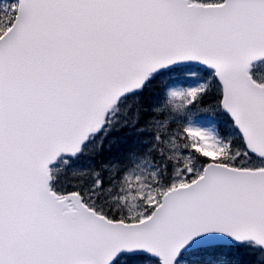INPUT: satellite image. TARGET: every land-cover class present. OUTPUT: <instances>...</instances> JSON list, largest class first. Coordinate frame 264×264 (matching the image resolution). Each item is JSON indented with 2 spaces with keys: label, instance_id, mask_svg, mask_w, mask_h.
<instances>
[{
  "label": "snow or ice",
  "instance_id": "snow-or-ice-1",
  "mask_svg": "<svg viewBox=\"0 0 264 264\" xmlns=\"http://www.w3.org/2000/svg\"><path fill=\"white\" fill-rule=\"evenodd\" d=\"M242 260L264 0H0V264Z\"/></svg>",
  "mask_w": 264,
  "mask_h": 264
},
{
  "label": "trees",
  "instance_id": "trees-1",
  "mask_svg": "<svg viewBox=\"0 0 264 264\" xmlns=\"http://www.w3.org/2000/svg\"><path fill=\"white\" fill-rule=\"evenodd\" d=\"M241 264H244L243 260H242Z\"/></svg>",
  "mask_w": 264,
  "mask_h": 264
},
{
  "label": "rangeland",
  "instance_id": "rangeland-1",
  "mask_svg": "<svg viewBox=\"0 0 264 264\" xmlns=\"http://www.w3.org/2000/svg\"><path fill=\"white\" fill-rule=\"evenodd\" d=\"M71 178V177H70Z\"/></svg>",
  "mask_w": 264,
  "mask_h": 264
}]
</instances>
